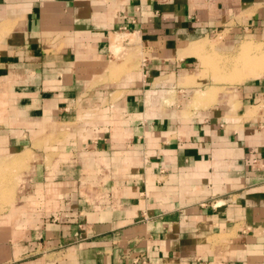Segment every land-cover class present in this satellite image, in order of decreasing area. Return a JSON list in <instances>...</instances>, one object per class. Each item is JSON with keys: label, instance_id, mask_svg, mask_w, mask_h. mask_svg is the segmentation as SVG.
Listing matches in <instances>:
<instances>
[{"label": "crops", "instance_id": "1", "mask_svg": "<svg viewBox=\"0 0 264 264\" xmlns=\"http://www.w3.org/2000/svg\"><path fill=\"white\" fill-rule=\"evenodd\" d=\"M223 32L264 41V0H0V154L44 160L0 264H264V72L201 82L180 56ZM113 33L143 54L115 81Z\"/></svg>", "mask_w": 264, "mask_h": 264}, {"label": "rangeland", "instance_id": "2", "mask_svg": "<svg viewBox=\"0 0 264 264\" xmlns=\"http://www.w3.org/2000/svg\"><path fill=\"white\" fill-rule=\"evenodd\" d=\"M111 39L114 53L112 52V56L107 58L105 63H111L109 70L113 73L112 81H115L117 80L115 78L116 73L120 74L125 69L134 68L139 64L143 54L141 48L137 47L135 35H125L123 37L120 34L113 33ZM228 42L233 46L220 47ZM187 54L196 55L201 59L202 62L200 63L198 58V65L201 64L205 69L201 82L205 81L206 75L210 73L213 74L214 81L234 85L238 82H245L249 78L260 76L264 72V41L232 37L227 32L217 33L211 38L195 41L186 50L180 52L181 57ZM117 61H121V63L119 64ZM191 75H184L181 83L185 85L196 82L197 76ZM222 89H224L223 86L212 84L206 88L190 90L187 93L189 96H193L195 106H198L213 102ZM253 109V112H257L259 108L254 107ZM79 122L85 123L84 120H79ZM66 127L71 128V125ZM2 129H6V127ZM56 133L53 129L52 133L49 132L45 136L49 138L53 146H57L55 143ZM2 145L4 146L6 143ZM33 145L36 148L35 151L31 149L21 151L20 149V153L9 150L12 151L11 153H15L12 156H9L11 155L9 151L6 152L8 154H0V218L7 220L12 215L14 219L17 218L18 220L16 227H23L26 224H24V216L32 214V209L28 204L31 192L28 189L31 185V179H40V174H42L41 168L44 160L40 154L42 145L40 138ZM55 155H53L54 158ZM48 162L50 166V158H48ZM83 188V194L87 199L93 200L92 193L86 191L87 185ZM97 197V200H100L99 196Z\"/></svg>", "mask_w": 264, "mask_h": 264}]
</instances>
